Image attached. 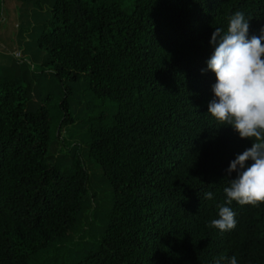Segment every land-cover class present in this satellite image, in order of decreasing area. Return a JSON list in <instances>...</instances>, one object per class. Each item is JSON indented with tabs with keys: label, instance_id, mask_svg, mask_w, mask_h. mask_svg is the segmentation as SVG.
Listing matches in <instances>:
<instances>
[{
	"label": "trees",
	"instance_id": "trees-1",
	"mask_svg": "<svg viewBox=\"0 0 264 264\" xmlns=\"http://www.w3.org/2000/svg\"><path fill=\"white\" fill-rule=\"evenodd\" d=\"M15 1L37 65L0 51V264H264V204L234 201L236 227H209L252 141L208 113L216 78L202 72L236 11L261 34L264 0ZM69 125L83 147L52 156ZM83 153L109 193L84 235Z\"/></svg>",
	"mask_w": 264,
	"mask_h": 264
},
{
	"label": "clouds",
	"instance_id": "clouds-1",
	"mask_svg": "<svg viewBox=\"0 0 264 264\" xmlns=\"http://www.w3.org/2000/svg\"><path fill=\"white\" fill-rule=\"evenodd\" d=\"M249 20L236 11L226 31L215 28L210 41L214 52L207 69H202L210 70L216 78L208 113L221 125H230L241 139L252 141L251 147L238 154L227 169L228 176L235 172L236 178L229 179V186L223 189L227 199L218 205L219 218L209 224L221 232L236 227V213L230 207L234 201L241 206L264 204V29L260 35L249 36ZM204 196L213 199L212 192ZM222 259L238 264L235 256L221 257L215 264Z\"/></svg>",
	"mask_w": 264,
	"mask_h": 264
},
{
	"label": "rangeland",
	"instance_id": "rangeland-1",
	"mask_svg": "<svg viewBox=\"0 0 264 264\" xmlns=\"http://www.w3.org/2000/svg\"><path fill=\"white\" fill-rule=\"evenodd\" d=\"M118 1H120L124 6H130L134 0ZM16 4L15 0H6V2L4 0H0V28L1 25L3 27V32L0 30V51H13V56L17 60H20L27 67L29 66L31 68L32 65H37V62L30 58L32 50L24 51V48L27 46L21 43L18 36V30L16 28L18 25ZM28 75L29 78L32 79V72H29ZM46 81L47 78L39 83L42 88L46 87ZM77 100L76 96L72 97V102H77ZM75 108V106H72L71 108L73 116L74 113H76ZM68 142H74L79 144L78 146L80 148L83 147V131L79 126L69 125V127H66L61 137L51 143L50 154L52 156H57L60 150L66 152L69 151L70 148L66 144ZM83 156L84 160L89 165V170L92 174L91 192L86 199L84 211L80 217V231L81 234L84 235V233L89 230L93 232L97 224H99L101 211L104 208L105 202L108 200L109 193L108 187L101 181L100 170L92 161L88 160L86 154L84 155L83 153Z\"/></svg>",
	"mask_w": 264,
	"mask_h": 264
}]
</instances>
